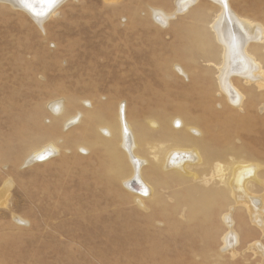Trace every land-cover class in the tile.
Returning a JSON list of instances; mask_svg holds the SVG:
<instances>
[{
  "label": "rangeland",
  "instance_id": "374dc122",
  "mask_svg": "<svg viewBox=\"0 0 264 264\" xmlns=\"http://www.w3.org/2000/svg\"><path fill=\"white\" fill-rule=\"evenodd\" d=\"M174 2L66 0L41 24L0 0V264H264V229L241 222L248 215L226 183L237 152L264 160V91L244 86L251 93L242 94L239 107L230 104L214 85L222 49L210 27L217 5L195 0L176 13ZM227 2L232 13L264 27V0ZM152 9L173 16L163 25ZM253 47L261 60L262 46ZM236 78L233 85L246 81ZM59 100L55 114L50 104ZM118 107L147 161L141 175L152 194L142 205L124 177L112 178L108 165L117 162L97 141L103 122L118 119ZM175 118L184 122L176 130L183 141L169 134ZM183 134L217 161L187 164L193 176L164 164L149 169L168 149L189 148ZM48 144L57 149L50 159L29 160ZM158 173L167 176L156 184ZM198 195L216 205L194 214ZM225 212L230 230L221 223ZM224 233L236 236L225 249Z\"/></svg>",
  "mask_w": 264,
  "mask_h": 264
},
{
  "label": "bare ground",
  "instance_id": "6f19581e",
  "mask_svg": "<svg viewBox=\"0 0 264 264\" xmlns=\"http://www.w3.org/2000/svg\"><path fill=\"white\" fill-rule=\"evenodd\" d=\"M3 1L7 3H11L14 7L22 9L36 22H41L42 24L43 21L55 15L54 13L58 9V7L66 0H55L54 4H52L51 6L45 5L44 3H42V0H3ZM211 1L217 5L216 6L214 4L217 7L216 16L210 20L212 37H214L216 43L222 48L220 50L219 62L215 67L216 79L214 80L215 81L214 85L215 88L222 91V93L226 96L230 104L232 103V105L239 107L243 99L242 94L246 95L251 93V89L249 88L250 84L252 83L257 84L258 89L257 88L256 89L259 91V94H262L264 91V71H260L261 68H264V66L262 65V62L264 61L262 59H264V57L261 60L256 58L255 55H257L256 54L257 51L259 53L260 50L257 47H253L255 44H260L264 51V27H262L263 26L262 24L261 26L257 23H253L248 18L242 17L239 14L236 15V13L234 12L232 13V11L229 8L230 4H228L227 0H211ZM194 3L195 0H175L174 4L176 8L174 9H176L175 10L177 11L176 13H182L186 11ZM151 15L152 18H154V20L157 19L158 21L157 20L156 21L163 25L170 17L173 16V14H168V12L165 13L158 9H152ZM255 50H257L256 53ZM180 67L176 64L173 66V69L181 76H185L186 72L183 70L184 68L183 67L180 68ZM233 76L237 77L236 78L237 81H241L242 79H246V81L243 83L237 82L239 84L238 85L234 84L235 85L234 86L230 80L231 77L233 78ZM244 86H249V87L244 89ZM260 91L262 93H260ZM257 97H261V96L257 95ZM122 107L117 108L118 119L109 118L108 120L103 122V124H105L106 126H101L100 128H98V130L102 132L101 134L104 137L97 138V141L99 142L98 145H100L101 143L102 146L105 148V150L109 152V156L114 161L117 162L116 165L114 166L111 165L114 169L108 165V168L111 171H113L112 178L117 180L124 177L123 179L124 187H126L127 190H130L131 193H135L139 205H142L141 199H143L144 197L148 198L152 194V187L146 182V180H144L143 176L141 175V168L144 164H147V161L145 163L144 158H142V156L140 157L136 153L139 151L138 148L137 151H135L134 146L137 147L138 142L136 141V137L133 134L134 132L131 129L130 123L124 118ZM61 108H62V104L60 100L50 104V109L55 114L61 113ZM79 115L80 114H77L68 118V120L65 122V125L68 126L73 124L74 122L76 123V121L79 118ZM148 123L150 127L154 128L157 126L154 121L150 120ZM157 124L159 125V123ZM183 126H184V122L182 121V119L179 118L172 119L173 129L169 130L170 136H172L176 140L178 139L182 140L181 138L182 135L179 136L178 134V132L180 131H176V130L180 129V127ZM187 130L190 131L195 136L199 134V131L194 128L189 127L187 128ZM212 132L213 131L210 130L208 135L215 136L212 134ZM183 136L185 140L189 143L188 147L190 149L193 146L195 148L197 147V149L194 148V150H189V148H184L185 146L184 147L174 146L173 148L168 149V151H166V153L161 159L154 158L155 161L151 162V168L149 169H151L152 171L154 169L156 171L157 169H155V167L158 168L161 164H164L165 169L174 170V171L179 170L187 176L190 175L193 176L192 174H190L189 171H187L184 168L187 164L196 163L198 167H203V165L206 164L208 165L214 161H217V160L211 161L212 160L211 157L204 155V153L200 155V153L198 152V143L196 139L185 134H183ZM248 151L250 150H247V152H245V155L242 154L244 153V151H242V153H240L239 151L236 153L237 155L236 154L235 156L233 155V158L235 160L229 164V177L226 183L229 184L233 201L236 202V207H238V209L241 210L243 209V211L248 215V219L247 218L245 219L244 218L245 215H243L244 220H242L241 222L246 220L245 222L249 224V222L252 221L253 224L258 225L261 229H264V160L262 159L261 161L258 160L259 158H256L257 155H254L251 151L250 152ZM56 152H57L56 147L53 144H48L45 145V147L43 146V148L34 151L30 156L29 160L34 159L41 162L46 161L50 159L52 155ZM127 155L130 159V164H129L130 166L126 163L125 157H127ZM39 156H42L43 159L42 160H40L41 158L38 159ZM218 158L222 159L220 158V156ZM123 159L125 160L124 162ZM217 171L220 174L223 173L224 169L221 163H218ZM201 174L202 176L199 179H203L207 174L206 166H205V172ZM165 176H167V174L161 175L158 173L156 184L159 183L158 180H160L161 178L165 179L166 178ZM170 177L173 178L174 175H170ZM208 186H211V184H209ZM207 194H209V192ZM199 197L201 199L198 198L199 200L196 203H195L196 200L192 202L193 204L191 203L192 204L191 206H193L194 214L198 213V215H200L201 213L208 211L206 209L209 208L210 206L216 205V203L213 202L215 200L213 201L209 200V202L207 201L206 203L207 196L202 197V195H200ZM213 198H217V195L216 197L213 196ZM228 210H229V206H228ZM190 215H192V213ZM196 216L194 218L198 220V224H202L203 227L205 228L206 227L205 221L202 218L197 219ZM237 218L239 217L237 216ZM220 219L222 221L221 223L229 226V230H230L231 222L229 223L230 221L229 215L226 212L222 213ZM196 220L194 219V222ZM236 222L234 224L241 225L239 222L238 223ZM195 227H197V225ZM203 230L200 233L201 235H203ZM180 232H182V230ZM234 237L232 238L230 233L227 234L224 233V236H222L221 239L223 243H225L226 245L224 249L231 244L232 239H234ZM197 256L199 257V255ZM209 263L211 264V262Z\"/></svg>",
  "mask_w": 264,
  "mask_h": 264
},
{
  "label": "snow or ice",
  "instance_id": "6c2138e0",
  "mask_svg": "<svg viewBox=\"0 0 264 264\" xmlns=\"http://www.w3.org/2000/svg\"><path fill=\"white\" fill-rule=\"evenodd\" d=\"M54 2L55 0H42V3L48 6H51L52 4H54ZM41 159H43V157H41Z\"/></svg>",
  "mask_w": 264,
  "mask_h": 264
}]
</instances>
